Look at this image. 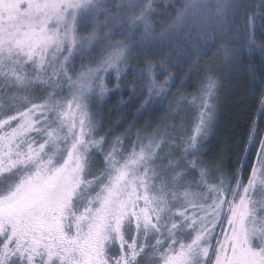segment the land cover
Wrapping results in <instances>:
<instances>
[{"label":"snow or ice","instance_id":"obj_1","mask_svg":"<svg viewBox=\"0 0 264 264\" xmlns=\"http://www.w3.org/2000/svg\"><path fill=\"white\" fill-rule=\"evenodd\" d=\"M242 11L239 0H0V264H264V132L253 122L230 177L189 159L215 117L210 70L180 95L198 112L183 163L161 154L160 131L98 136L95 112L105 77L143 53L114 36L179 46L195 64L226 33L264 57V0L237 29ZM171 64L138 73L149 99L172 94Z\"/></svg>","mask_w":264,"mask_h":264},{"label":"rangeland","instance_id":"obj_2","mask_svg":"<svg viewBox=\"0 0 264 264\" xmlns=\"http://www.w3.org/2000/svg\"><path fill=\"white\" fill-rule=\"evenodd\" d=\"M173 2L179 4L180 0H173ZM239 2L245 5V11H242L239 14V18H241L243 13L244 22L245 12H249V8L254 3V0H239ZM160 18L163 19V16H161ZM237 24L235 25V27L239 29L240 25L239 23ZM156 26L159 27V25ZM122 39L131 40L132 43L139 44L143 49V53L137 51L130 57V60L136 57L139 64H145L148 61L159 64V61L162 58H170L172 64L183 63L184 61L188 62V67L185 70V77L180 79V82L176 86H174V88H168V92L172 93L171 95L154 96L153 98L149 99L144 83L140 82L139 77L136 78L135 87H137V90L132 89V92L136 90L135 94L141 95L143 97V111L141 112L140 116L143 112H146V117L140 123L138 122V125H140V130L135 131L133 135L131 134V138H128L127 140L125 139V141L127 142L128 140H134L137 133H140L142 135H152L154 132L160 131L162 133V139L165 141V143L161 145V154L164 156H170L174 160H180L181 163H183L182 153L179 151V148L182 145V141L186 139L187 136L193 133L197 121L198 112L194 106L182 102L180 100V95L182 93H195L197 91V85L199 84L200 80L205 76L206 72L210 70L215 78L220 82V88L217 93L218 100L215 117L212 122L211 128L207 133V136L198 141L200 151L196 154V156L189 157V159L202 161L203 166L206 167L209 172L222 170L217 165L218 159L216 155L218 150H220V148L218 149L217 147V142L220 139L219 137H221L222 135L223 142L225 143L226 141L225 133L227 131V124L225 123L226 102L224 88L226 87L229 75L237 70L238 64V56L229 54L225 50L235 48L234 42L239 41V37H237L236 40H233V38L226 33H216L215 39L209 42L211 47L218 46L216 52L211 56L206 57L205 60L202 59L195 64L191 63V57L186 55L179 46H176L171 50L168 48L161 50L151 45L149 41H140L139 37H133V35L129 33H126L124 36H114V40L118 41ZM145 45L148 46L145 47ZM104 47H106V44L100 45V48ZM76 63L77 67H79V61H77ZM131 64L132 63L121 65V67L125 69V74L127 73ZM172 64L169 65L170 72L172 71L170 70L172 68ZM142 70L143 69H141V71ZM107 77L108 76L105 77V84L110 90L109 85L107 84ZM157 79L162 81L164 77L157 76ZM108 92L104 95L103 98H97L95 104V112L98 122V115L101 109L100 106L101 103L107 98ZM133 127L134 126H132L131 129H134ZM131 129L129 131H131ZM121 137L125 138V136ZM97 163H99V158H97ZM221 174L226 176L223 170ZM142 262L143 264H152L151 259L148 257H143Z\"/></svg>","mask_w":264,"mask_h":264},{"label":"trees","instance_id":"obj_3","mask_svg":"<svg viewBox=\"0 0 264 264\" xmlns=\"http://www.w3.org/2000/svg\"><path fill=\"white\" fill-rule=\"evenodd\" d=\"M259 4L260 0H254L247 15L251 16L254 8ZM238 23L239 25L244 23L243 13ZM262 32H264V24L261 23L257 16L255 39L258 46H264ZM234 45L241 54L237 57V70L229 75L224 88L226 102L225 123L227 124L226 141L225 143L223 142L222 135L219 137L217 147L220 150H218L216 155L218 159L217 165L227 177L231 176L237 161L243 156L244 147L247 145L249 131L253 122H255L259 132H264V116L259 111L261 107L260 101L264 100V57L259 55L258 52L245 54L246 42L240 39L235 41ZM217 48L218 46L210 47L207 55L201 56L199 61L205 60L206 57L214 54ZM133 59H131L132 64L129 66L127 73L120 77L119 80L116 79L115 73L107 77V84L110 90L107 98L100 106L101 109L98 115L99 136L108 135V138H112L114 134L125 136L127 140L131 138L130 136L135 131L140 130V125L138 124L146 117V112L142 113V117L140 116L143 111V97L135 94L137 90L135 81L138 73L144 68V63L139 64L136 57ZM187 67L188 62L185 61L172 64L170 70H172L171 73L176 78L174 86L180 82V79L185 77ZM174 86H171V89ZM132 89L136 90L132 92ZM132 126H134V129H131ZM130 129L131 131H129Z\"/></svg>","mask_w":264,"mask_h":264}]
</instances>
